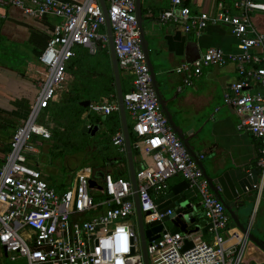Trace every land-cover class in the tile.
Masks as SVG:
<instances>
[{
	"label": "built area",
	"instance_id": "1",
	"mask_svg": "<svg viewBox=\"0 0 264 264\" xmlns=\"http://www.w3.org/2000/svg\"><path fill=\"white\" fill-rule=\"evenodd\" d=\"M187 0H170L157 20L178 27L183 33L199 34L208 26L230 29L238 40L239 54L226 56L209 48L202 66H225L234 62L239 81L223 94V101L241 118L238 131L250 134L261 144L257 149V167L264 179V36L258 34L248 13H264V3L238 0L232 5L237 14L220 1L213 15L192 13ZM111 23L113 44L120 74L131 79V89L123 94L126 115L133 122L134 144L141 148L144 162L135 171L137 194L145 230L162 224L158 239L146 242L149 264H241L246 238L232 228L223 206L214 198L201 171L192 162L164 118L151 86L142 53L135 18V0H105ZM16 7L31 18L52 16L60 23L54 28L46 48L39 55L43 78L34 104L25 122L9 140V152L0 167V247L9 263L22 264H144L138 233L132 186L129 180L105 174L100 188H89L91 169L75 173L72 185L63 192L49 187L41 173L27 164L26 153L33 152V137L53 138L48 127L40 123L57 90L66 77V68L77 48L96 55L108 48L105 21L98 0H0V7ZM187 68L176 69L182 73ZM258 88V89H257ZM256 89V91H253ZM89 111L111 115L119 111L117 101H96ZM112 143L125 152L124 137L118 132ZM182 178L196 196L210 227V241L202 240L201 231H171L153 195L163 194L168 182ZM104 196L96 203L92 192ZM105 207L103 214H100ZM91 216V217H88ZM244 240H237L240 236ZM156 236V235H153ZM191 247L184 250L185 244ZM237 242V243H236Z\"/></svg>",
	"mask_w": 264,
	"mask_h": 264
},
{
	"label": "crops",
	"instance_id": "2",
	"mask_svg": "<svg viewBox=\"0 0 264 264\" xmlns=\"http://www.w3.org/2000/svg\"><path fill=\"white\" fill-rule=\"evenodd\" d=\"M57 1L70 3L73 0ZM220 1L230 9L231 14L238 13L232 8L233 3L238 0H187L186 4L192 13L213 15ZM257 1L264 3V0ZM169 8L170 0H145L142 3V16L147 25L152 59L160 74L159 78L168 84L163 93L166 99L175 98L168 107L187 135L198 133L197 137L202 143L196 151L204 156L203 162L211 176L217 175V168L220 169L218 173L225 172L227 175L224 186L230 194L237 193L239 186L243 185L244 195L234 203V211L238 218L264 241V179L256 161L257 149L261 143L250 134L237 130L241 118L223 101L226 89L239 81L236 65L234 62L225 66L201 65L202 56L209 48L219 49L230 57L238 55V40L229 28L221 25L208 26L199 34H185L178 27L161 24L157 16ZM248 19L256 32L264 36V13L250 12ZM59 23L60 20L52 16L31 18L19 8L0 7V167L4 165L9 152V140L15 130L25 122L29 109L37 98L39 82L43 78V68L38 62V57L46 48L55 26ZM263 49L264 47L260 50ZM77 52L79 55L74 57L76 64L72 71L66 74L60 86V100L56 101V93L55 102L52 104H59L68 92L76 94V121L72 125V129L75 128L71 133L81 134L82 138L92 141L93 144L91 155H88L87 159L93 160V163H87L80 169H91L93 174L110 172L112 176L121 175L129 180L125 152L121 153L112 143L115 134L122 132L119 111L105 116L90 112L89 105L82 106L86 102L91 104L96 101H108L109 98L116 100L114 80L110 75L112 69L108 48L96 55L89 54L84 48H77L75 54ZM181 66L187 69L177 73L176 69ZM120 76L123 86V76ZM124 88L131 89V79ZM84 126L89 130L84 132ZM96 126L98 130L93 132ZM130 131L133 135L132 129ZM40 141L44 140L35 138L32 152L35 157L27 164L34 169L38 168L42 178L58 191L45 173L44 163L38 160L41 152L37 147L42 145ZM134 149L138 152V163L133 157L137 169L140 164L143 167L144 158L141 156V148L139 150L133 144ZM183 182L180 177L171 179L163 194L153 195L154 200L163 201L170 189ZM92 194L96 197V203H102L104 199L97 198L101 195L99 191H93ZM190 195L193 197L194 194ZM193 204L199 206L194 213L196 221L203 223L205 219L199 200L196 198ZM104 211L105 207L100 214ZM166 227L171 229L173 225L169 223ZM232 228L235 227L232 225ZM189 230L195 231V228ZM207 230L205 234L200 228L196 230L201 231L202 240L206 242L211 239L207 237ZM240 240H244L242 235L237 242ZM0 249V260H4L6 255L1 247ZM0 264L6 263L0 261ZM241 264H264V252L248 241L244 247Z\"/></svg>",
	"mask_w": 264,
	"mask_h": 264
},
{
	"label": "water",
	"instance_id": "3",
	"mask_svg": "<svg viewBox=\"0 0 264 264\" xmlns=\"http://www.w3.org/2000/svg\"><path fill=\"white\" fill-rule=\"evenodd\" d=\"M104 21H105V33L108 40V55L110 59L112 76L114 80L115 86V96L119 109V117L121 122V131L124 137V145H125V155L127 160L129 181L132 186L133 198L135 204V212L137 218V226L138 233L141 242V250L143 256V263L149 264V259L147 255L146 242L152 239H158V233L162 229V224L160 222L154 223V227L151 230H145L143 225V218L140 209L138 194H137V185L135 180V165L133 160V144L131 141V131L127 122V115L125 112L124 101H123V88L121 84V76L118 68V62L115 55L114 44H113V34L111 23L108 17L107 6L105 0H98ZM145 0H135V18L138 26L139 33V41L142 53L145 57L146 66L148 68V72L150 75L151 86L156 96L157 102L159 104L160 110L166 119L168 126L170 127L173 134L176 136L180 144L183 146L185 152L190 157L192 162L196 165V167L201 171L204 179L207 182V185L213 194L214 198L223 206L225 209L231 224L246 238L247 241L254 244L261 251L264 252V241L261 240L248 226H246L239 218L234 211L236 208V203L242 195H244L242 191V184L239 186L237 193H229L224 186V182L226 179V173L217 171L220 170L217 168L215 171L217 175L211 176L209 170L205 166L203 159L204 156L200 155L196 148L201 145L202 141L197 137L198 133L195 132L193 134L187 135L182 128L178 125L172 111L169 109L170 103L175 99H166L163 89L168 88L167 81L161 80L159 78L160 74L157 72V68L153 62L151 50L149 48V41L147 39L146 32V23L143 20L142 16V3ZM90 102H86V104H82V106H88ZM89 128L84 126L83 131H88ZM98 130V126L93 128V132ZM206 156V158H208ZM207 160V159H206ZM103 172H97L93 176V180L89 182V188H100L99 181H103L104 179ZM190 194H194L193 197H190ZM196 190L189 187V185L184 181L183 183L175 186L170 189L169 193L165 196L164 200L155 201V204L158 206V209L165 213L167 211H171V215L165 217L162 221L164 223H171L173 227L171 231L187 233L189 229L195 228V231L199 228L202 229L203 234H205L206 230L210 227L207 225L206 220L203 223H198L195 219L194 213L199 207L198 204H193L196 201ZM206 224V226H205ZM189 225V226H188ZM156 235V236H153ZM191 247V243L187 242L185 244L184 250H187Z\"/></svg>",
	"mask_w": 264,
	"mask_h": 264
},
{
	"label": "rangeland",
	"instance_id": "4",
	"mask_svg": "<svg viewBox=\"0 0 264 264\" xmlns=\"http://www.w3.org/2000/svg\"><path fill=\"white\" fill-rule=\"evenodd\" d=\"M123 85L127 84L130 81V78L124 74H121ZM125 76V77H124ZM57 99L60 100V88L57 90ZM56 94V95H57ZM55 102V101H53ZM74 108L70 109L68 103L65 106H62V110L59 108L58 112L54 115H48L44 117V122H46V127L50 129L54 136V131L61 132L60 135L63 137L60 139L63 144L67 142L63 147L55 145V137L51 140L40 141L41 146H38L37 149L40 150L41 154L38 156L39 162H43L45 166V173L48 175L49 180L52 181L53 185L60 188L69 187L72 183L73 173L80 169L87 163H93V160L89 159L88 155H91V151H88L85 155H80L85 152L84 147L89 143L85 138H82V135L71 133L72 124L76 121ZM127 122L129 129H132L133 122L130 120V117L127 115ZM71 123V124H70ZM78 126V124H77ZM79 132V131H78ZM81 132V131H80ZM64 134V135H63ZM68 136V137H67ZM35 138H32L31 143L34 145ZM88 142V143H87ZM36 147V146H35ZM80 155V156H79ZM91 157V156H90ZM91 159V158H90ZM150 157L144 159V162L150 163ZM96 159H94L95 161ZM36 161V160H35ZM166 226H169V223H166ZM207 237L210 238L209 235ZM1 252V249H0ZM6 264H11L4 257V260H0ZM13 264H22V263H13Z\"/></svg>",
	"mask_w": 264,
	"mask_h": 264
},
{
	"label": "trees",
	"instance_id": "5",
	"mask_svg": "<svg viewBox=\"0 0 264 264\" xmlns=\"http://www.w3.org/2000/svg\"><path fill=\"white\" fill-rule=\"evenodd\" d=\"M100 51H102V50H100ZM75 55H79L78 54V52H77V54H75ZM73 60V61H72ZM70 62H69V64L67 65V68H66V74H68V73H70L71 71H72V68H74V65L76 64V60L74 61V58L72 59ZM110 75L112 76V74H111V71H110ZM122 88H123V92L124 93H127L130 89H125L124 88V85L122 86ZM76 94L74 93V92H68V93H66L65 94V96H64V98H63V100L59 103V104H56V103H53V104H51L50 106H49V108H47L46 110H44L43 111V113H42V116H41V118H40V123L41 124H43V125H45V126H47L46 125V122H44V117H46V116H48V115H54V114H56L57 112H58V110H59V108L62 110V106H65V104L66 103H68V107L70 108V109H73L74 107H75V105H77V103H78V100L76 99V96H75ZM111 98H109V100H110ZM78 109H79V107L78 106H76ZM71 124V123H70ZM73 125V124H72ZM61 134V132H59V130L58 131H54V137H55V145H60L59 147H63L64 145H66L67 144V142L65 143V144H63L62 142H61V138L63 137L62 135H60ZM64 135V134H63ZM68 137V136H67ZM34 138H36V137H34ZM87 141H89V143L84 147V149H86L85 150V152H83V153H81L80 155H85L88 151H90V149H91V147H92V141H90V140H87ZM131 141H132V143L133 144H135L136 142H137V138L134 136V135H131ZM79 155V156H80ZM137 156H138V152H137V150L136 149H134L133 150V157H134V159L136 160V162L138 163V161H137ZM35 156H34V154L32 153V152H30V153H26V159H27V162L29 161V160H32L33 158H34ZM135 166H136V164H135ZM142 168V165L140 164V166H137V169L136 170H139V169H141ZM35 169L37 170L38 168H36L35 167ZM39 171V170H38ZM78 171V170H77ZM40 172V171H39ZM41 173V172H40ZM106 174H110L111 175V173L110 172H105ZM74 174H75V172L73 173V176H74ZM112 176V175H111ZM112 177H114V178H122L123 176H121V175H116V176H112ZM41 178H42V175H41ZM42 180L45 182V183H47V185L49 186V187H51L49 184L50 183H48V182H46L43 178H42ZM51 188H53V187H51ZM55 188V187H54ZM69 187H64V188H60L58 191H61V192H63V191H65L66 189H68ZM93 195V194H92ZM94 197V196H93ZM96 198V197H95ZM97 198H102V200L104 199V196L103 195H99Z\"/></svg>",
	"mask_w": 264,
	"mask_h": 264
}]
</instances>
